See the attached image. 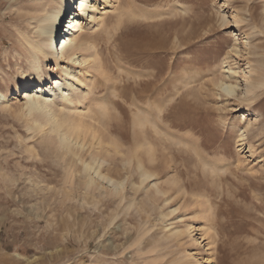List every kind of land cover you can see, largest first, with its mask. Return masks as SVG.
Here are the masks:
<instances>
[{
  "label": "rangeland",
  "instance_id": "rangeland-1",
  "mask_svg": "<svg viewBox=\"0 0 264 264\" xmlns=\"http://www.w3.org/2000/svg\"><path fill=\"white\" fill-rule=\"evenodd\" d=\"M42 1L55 7L0 0V93L28 71L22 44ZM97 9L102 25L80 34L102 71L91 65L88 87L72 86L70 101L87 99L70 109L48 101L58 121L83 123L81 160L103 157V173L123 189L95 177L88 185L51 126L30 130L42 115L14 97L0 108V264H264V0H116ZM139 163L154 174L141 187ZM187 225L206 229V241Z\"/></svg>",
  "mask_w": 264,
  "mask_h": 264
},
{
  "label": "bare ground",
  "instance_id": "bare-ground-1",
  "mask_svg": "<svg viewBox=\"0 0 264 264\" xmlns=\"http://www.w3.org/2000/svg\"><path fill=\"white\" fill-rule=\"evenodd\" d=\"M52 1L55 7H50V10H47V6H49L48 1H42L41 4L39 3V6L37 5L32 8L33 18L31 19L34 21V27L30 32V36L24 38V43L22 44L21 42L26 48V56H29L28 71L19 73L22 82L21 86H15L10 95L0 93V108L9 109L13 98L20 96L19 99L24 101V108L28 115L33 113L42 115L43 122L33 120L30 130L41 131L45 126H51V133L56 134L60 148L64 150L66 154L78 158V161L82 165L83 173L90 177L88 185H91L92 178L95 177L117 194L123 189L124 181L118 182L107 176L105 174L106 172L103 173V163L106 162L103 157L102 160L99 156H91L89 161L81 160L82 158H80V154L85 149L86 144L83 139L82 141L80 139L84 134L83 123L79 121H58L55 111L50 109V101H48L51 98V101L58 103L57 105H61L64 109L67 107L68 109L70 107L69 105L74 102L78 104L87 99H85L86 95H84L80 98L77 97L75 101H70L69 98L72 93L70 89L73 85L77 89L81 87L87 88L89 69L93 68L97 70L100 67L98 64H102L100 58L97 63L98 53L94 51L95 48L92 46L93 44L91 45L89 36L80 33L90 31L93 29V26L98 27L102 25L101 23H103L102 20L105 14H101L97 9L98 3L103 6L102 10L104 12L107 9L114 8L116 0H51V3ZM70 10L75 11V13L67 14ZM64 15H67L65 19H69L65 29L61 28L59 25ZM119 16L122 17V14L120 13L118 18ZM56 37L58 38L57 42L55 40ZM233 51L237 54L235 49ZM47 63H54L56 70L59 72L58 74H54L56 76L53 78L50 75H45L43 72L42 65ZM76 68L79 70L76 71ZM100 69L102 71L103 67L101 66ZM81 71L83 76L79 77L78 74ZM227 73L229 78L235 74V72L228 67ZM257 84L259 87L262 83ZM46 87H48V89ZM219 87L220 90L228 95H233L237 89V85L227 84L226 82H221ZM249 92L250 90L246 88L244 95H247ZM87 93H90V91ZM101 98H103V96ZM89 101L90 100H88V102ZM64 104H69V107ZM63 126H65V128H63ZM43 132H45V130ZM92 139L95 140L94 144L101 147L102 141L99 137H95L93 134ZM111 145L116 149L114 144ZM107 146H109V144H107ZM103 152L108 154L106 150ZM137 170L139 172L140 187L154 177V174L148 173L140 163L138 164ZM174 211L176 210H171L170 213L172 214ZM187 226L189 227L188 229L200 231V235L202 236L201 243L206 241V229L202 230L200 228L199 230V228L194 226ZM187 232L191 234V230H187ZM173 234L180 235L181 233L179 230H174ZM206 246H208L207 243ZM189 261H192L190 264H206V262H209L207 259L203 260L205 263L198 262L193 257H190Z\"/></svg>",
  "mask_w": 264,
  "mask_h": 264
}]
</instances>
